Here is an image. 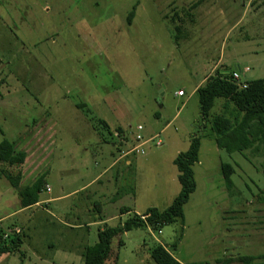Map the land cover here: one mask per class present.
<instances>
[{"label":"rangeland","instance_id":"1","mask_svg":"<svg viewBox=\"0 0 264 264\" xmlns=\"http://www.w3.org/2000/svg\"><path fill=\"white\" fill-rule=\"evenodd\" d=\"M219 61L241 86L264 79V0H0V143L26 154L21 187L45 176L40 201L64 197L23 208L0 163V247L9 229L23 230L0 264H84L99 231L172 204L174 159L193 138L196 189L184 217L115 237L108 264H156L157 245L179 264H264L262 144L219 149L212 120L241 113L218 98L203 121L194 92ZM138 134L155 138L145 154L113 164ZM222 163L234 168L231 187Z\"/></svg>","mask_w":264,"mask_h":264},{"label":"trees","instance_id":"2","mask_svg":"<svg viewBox=\"0 0 264 264\" xmlns=\"http://www.w3.org/2000/svg\"><path fill=\"white\" fill-rule=\"evenodd\" d=\"M199 4L200 2H197L194 6L196 7ZM135 8L136 6L127 18L129 25L132 24L135 16ZM232 73H223L217 70L214 75L207 77L204 83L197 89L201 118L203 121L209 119V113L216 99L221 98L225 100V102L235 106L241 113V117L236 119L235 122L223 115L217 116L212 120L211 126L216 135L218 148L225 150L229 154L241 153L253 147L255 142H259L262 144L264 154V79L247 82L246 87L243 88L233 78ZM15 146V142L11 143L7 140H3L0 143V163L11 168L12 171L4 172V176L9 181L11 187L17 191L22 207L27 208L40 202V194L44 190L46 181L45 176H42L32 186L21 187V168L25 163L26 154L25 152H16ZM199 147V139L193 138L189 149L186 152L178 154L174 160V164L179 171L178 180L181 184V190L172 204L164 210L149 208L143 214L146 216L145 220H142L140 215H134L125 221L121 227H107L99 231L98 242L86 248L83 253L84 264H108V260L112 254V241L119 235L147 226H150L155 231H161L164 226L171 225L177 219L184 217V206L196 189L192 166L198 162ZM221 169L227 187H231L233 183L231 178L234 174L233 166L222 163ZM125 213H129V210L124 209L122 214ZM8 243V248L3 249L0 247L2 253L18 251L23 241L19 237L12 238ZM151 255L156 264H179L173 255L162 245L154 247ZM234 260H238L242 264H253L255 257L242 256L236 259L229 258L223 264H228Z\"/></svg>","mask_w":264,"mask_h":264},{"label":"crops","instance_id":"3","mask_svg":"<svg viewBox=\"0 0 264 264\" xmlns=\"http://www.w3.org/2000/svg\"><path fill=\"white\" fill-rule=\"evenodd\" d=\"M220 67H221V63H220V61L219 62H217L216 64H214V66L213 67H211V68H209L208 70H207V72H205V74L203 75V77H202V80L198 83V84H196V87H195V89H194V92H196L197 91V89L204 83V81L206 80V78L207 77H209V76H211V75H214L215 73H216V71L217 70H220ZM246 68H248V71L247 72H249L250 71V68L249 67H246ZM239 69V68H238ZM221 72H223V73H228L229 71H226V70H223V71H221ZM246 73V72H245ZM179 91H181V90H179ZM178 91V92H179ZM177 92V93H178ZM182 97H184V96H182ZM15 151L16 152H23V151H20L19 150V148H18V143H16L15 142ZM125 148H123V149H121V152H120V154H119V157L117 158V160L113 163V164H115L117 161H120V160H125V163H126V165H128V166H131L132 165V162L130 161V160H128V157L130 156V151L131 150H128V151H126V149L124 150ZM180 154V153H179ZM175 160V159H174ZM24 165H25V163H24ZM22 177H23V175H22ZM35 179L34 178H32V182L34 181ZM50 190V189H49ZM69 195V194H68ZM66 197V196H65ZM64 197H57V198H52V199H48L47 201H40L38 204H36V205H34V207H36V206H38L39 204H42V203H46V202H48V204H50L51 202H54V201H57V200H62ZM124 209H128V208H124ZM149 209V208H148ZM129 210V209H128ZM122 211H123V209H122ZM131 213V211L129 210V213H126V214H123V215H129ZM102 222H104V221H102ZM121 225H123V223H121ZM70 228H73L74 226H72V225H70L69 226ZM27 235V234H26Z\"/></svg>","mask_w":264,"mask_h":264},{"label":"built area","instance_id":"4","mask_svg":"<svg viewBox=\"0 0 264 264\" xmlns=\"http://www.w3.org/2000/svg\"><path fill=\"white\" fill-rule=\"evenodd\" d=\"M247 72L248 71V68L244 69V72ZM239 73L236 71L234 74H233V78L237 81L239 80ZM243 88L246 87V85H243L242 86ZM185 93L183 91H179L178 92V96H184ZM138 130L141 131L142 130V127L139 126L138 127ZM155 138H151L149 141H154ZM136 140L137 142L139 143L138 145L134 146L130 153H134V154H142L144 155L145 154V151H144V146L147 142L149 141H143V137L141 136V134H138L137 137H136ZM160 143V142H159ZM142 220H145L146 219V216H140ZM23 234V230L20 228V227H16V228H13V229H9L7 232L4 233L3 235V240H6V241H9L11 240L12 238H15L16 236H21Z\"/></svg>","mask_w":264,"mask_h":264}]
</instances>
